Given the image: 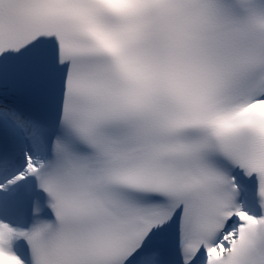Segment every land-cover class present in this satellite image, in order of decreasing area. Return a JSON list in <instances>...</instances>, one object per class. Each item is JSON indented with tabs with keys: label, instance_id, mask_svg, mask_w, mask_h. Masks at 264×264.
Instances as JSON below:
<instances>
[{
	"label": "snow or ice",
	"instance_id": "1",
	"mask_svg": "<svg viewBox=\"0 0 264 264\" xmlns=\"http://www.w3.org/2000/svg\"><path fill=\"white\" fill-rule=\"evenodd\" d=\"M0 264H264V0H0Z\"/></svg>",
	"mask_w": 264,
	"mask_h": 264
}]
</instances>
